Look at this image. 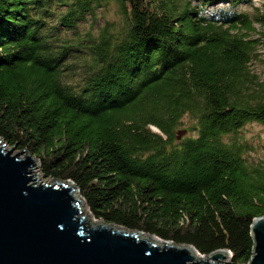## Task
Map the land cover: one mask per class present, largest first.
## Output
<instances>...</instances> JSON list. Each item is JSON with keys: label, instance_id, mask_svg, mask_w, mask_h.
<instances>
[{"label": "trees", "instance_id": "16d2710c", "mask_svg": "<svg viewBox=\"0 0 264 264\" xmlns=\"http://www.w3.org/2000/svg\"><path fill=\"white\" fill-rule=\"evenodd\" d=\"M106 1L0 0L1 142L71 181L96 220L247 264L264 165L241 131L264 125L249 66L264 13L113 0L119 20L81 30Z\"/></svg>", "mask_w": 264, "mask_h": 264}, {"label": "water", "instance_id": "95a60500", "mask_svg": "<svg viewBox=\"0 0 264 264\" xmlns=\"http://www.w3.org/2000/svg\"><path fill=\"white\" fill-rule=\"evenodd\" d=\"M38 168L31 154L14 153L0 140V264L229 263L224 250L200 259L190 245L161 243L138 230L92 221L71 181L42 180ZM250 234L247 264H264V215L252 219Z\"/></svg>", "mask_w": 264, "mask_h": 264}, {"label": "rangeland", "instance_id": "374dc122", "mask_svg": "<svg viewBox=\"0 0 264 264\" xmlns=\"http://www.w3.org/2000/svg\"><path fill=\"white\" fill-rule=\"evenodd\" d=\"M252 4L253 6L249 9H246L247 5L244 4L238 5V8L244 11H248L252 14V13H256V9L254 8L257 7L259 8V12L257 13H264V0H253ZM223 5H225V3H223ZM213 8L214 6L207 7V11H211ZM120 11L121 8L115 1L107 0L99 8L96 9L95 17L89 18L87 22L80 27V29L86 30L88 28H92L94 30L98 27H102L107 20L116 22L120 18V14H121ZM255 28L257 30L252 35L256 39V43H255L256 46L253 57L251 59V64L249 66L251 72L255 73L256 76H258V78L264 82V26H260L259 24L256 23ZM182 121L184 125L181 127V129L185 128V126L189 122V119L187 117H184ZM241 132H242L241 135L243 137V140L248 146L245 156L248 158L249 161H252L254 163L260 162L264 165V125L252 122L246 124ZM9 148L10 147L6 146V149ZM15 152L18 151L14 149V153ZM22 156H24V154H22ZM40 177L42 180H45V178L42 176L41 173H40ZM84 206L87 213L92 217L85 203ZM96 221H100V220H96ZM222 253L225 254L226 262H229L228 264H230L229 253L226 251H223Z\"/></svg>", "mask_w": 264, "mask_h": 264}, {"label": "bare ground", "instance_id": "6f19581e", "mask_svg": "<svg viewBox=\"0 0 264 264\" xmlns=\"http://www.w3.org/2000/svg\"><path fill=\"white\" fill-rule=\"evenodd\" d=\"M250 1H253V0H250ZM33 174V173H32ZM33 176H37L36 174H33ZM78 194V193H77ZM78 196H79V194H78ZM80 197V196H79ZM81 198V197H80ZM83 201V200H82ZM84 203V202H83ZM87 212V211H86ZM83 214H84V212H83ZM89 215V214H88ZM90 218H91V216H90ZM91 220L92 221H94L93 220V218H91ZM153 240H155V241H157V242H161L162 243V241L161 240H159V239H157V238H155V237H153V236H150ZM190 248V250L194 253V255L197 257V258H200V259H203V258H206L205 256H200L199 254H197V252L192 248V247H189Z\"/></svg>", "mask_w": 264, "mask_h": 264}]
</instances>
